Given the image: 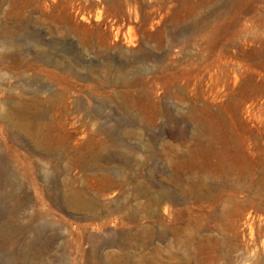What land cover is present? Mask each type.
<instances>
[{"label": "rangeland", "instance_id": "1", "mask_svg": "<svg viewBox=\"0 0 264 264\" xmlns=\"http://www.w3.org/2000/svg\"><path fill=\"white\" fill-rule=\"evenodd\" d=\"M0 196V264H264V0H0Z\"/></svg>", "mask_w": 264, "mask_h": 264}, {"label": "bare ground", "instance_id": "2", "mask_svg": "<svg viewBox=\"0 0 264 264\" xmlns=\"http://www.w3.org/2000/svg\"><path fill=\"white\" fill-rule=\"evenodd\" d=\"M57 1V0H56ZM133 8V6H132ZM134 12V11H133ZM252 70V69H251ZM27 122V121H26ZM0 199H1V196H0ZM72 200L75 202V199L72 198ZM77 202V201H76ZM6 228H1L0 229V236L3 235L4 231H5ZM33 253V251L28 248L24 253H22L21 251H16V253H14V255L12 256L13 260H16L18 257H21V256H24V259L25 257L31 255ZM42 252H35L34 255H35V258H41L42 256ZM19 259V258H18ZM19 261V260H18ZM58 261V260H57Z\"/></svg>", "mask_w": 264, "mask_h": 264}]
</instances>
